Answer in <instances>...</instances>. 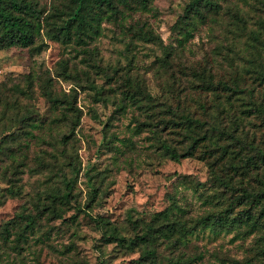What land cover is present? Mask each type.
<instances>
[{"label": "rangeland", "instance_id": "374dc122", "mask_svg": "<svg viewBox=\"0 0 264 264\" xmlns=\"http://www.w3.org/2000/svg\"><path fill=\"white\" fill-rule=\"evenodd\" d=\"M33 1L43 10L42 18L52 12L53 4L59 5L58 0ZM188 1L152 0L149 10L126 18L125 24L133 23L143 32L153 31L161 38V45L131 38L115 23L101 24L85 47L98 68L85 65L84 53L75 44L48 39L44 24L39 33L44 43L40 53L30 54L18 46L0 50V102L9 103L8 109L0 106V131L8 129L9 118L23 113L25 107L39 120L56 121L50 128L24 136L22 141L27 146L14 145V157H0V231L22 208L32 209L33 201H48L50 192L63 188V177L74 181L70 201L80 205L88 201L90 190L96 187L98 195L91 213L116 223H121L130 209L150 214L167 208L171 201H176L178 214L185 213L186 218L210 211L211 205L204 201L212 188L206 162L197 157L173 160L163 155L151 128L140 130L136 126L145 119L138 110L127 107L125 112H116L117 97L107 90L110 87L117 93L118 83L105 82L107 75L119 81L118 77L131 68L133 77L156 91L160 80L170 83L173 73L181 75V71H189V66H205L216 81L230 80L234 73L237 76L245 71L242 86L253 89L264 106V84L254 80L264 63L261 0H224L216 22H198L185 37L172 32L171 27ZM165 53L169 61L163 66ZM246 58L255 61H250L247 70ZM62 63L67 73L62 72ZM100 86L107 96L102 102L94 92ZM16 87L29 89V94H17ZM48 88L60 98L76 97L81 114L73 132L69 122L63 121L64 107L54 109L44 95ZM15 97L20 103L17 107ZM238 104L234 102V115L242 117L245 114L239 113ZM257 115L245 118L241 128L248 139L254 138L255 146L263 148L264 116ZM63 134L69 137L64 145ZM158 134L165 138L162 132ZM262 170L257 177L261 178ZM8 187L16 194H8ZM74 213L75 209H69L62 219L43 218L26 241L16 242L14 232L6 244L0 237V264H65L72 260L97 264L102 258L103 264H134L137 253L124 255L114 245L102 247L94 224L82 214L70 220ZM263 243L264 231L245 235L244 227L217 232L205 229L191 237L190 248L205 251L201 264H228L230 259L252 255ZM15 244L18 247L14 249Z\"/></svg>", "mask_w": 264, "mask_h": 264}, {"label": "trees", "instance_id": "16d2710c", "mask_svg": "<svg viewBox=\"0 0 264 264\" xmlns=\"http://www.w3.org/2000/svg\"><path fill=\"white\" fill-rule=\"evenodd\" d=\"M222 1L189 0L173 23L172 32L186 37L198 22H216ZM57 2L59 5L53 4L52 12L42 18L43 10L33 0H0V50L18 46L30 54L40 53L44 47L39 36L42 24L46 26L44 33L48 39L80 47L85 56V65L90 68L99 66L95 64L91 51L85 47L104 22L115 23L121 30L125 28L131 38L162 44L161 38L153 31L143 32L133 23L125 24L126 18L133 17L135 12L149 10L152 0ZM261 3L264 5V0ZM261 29L264 30V26ZM164 56L161 61L163 66L169 61L166 53ZM245 61L248 62L246 70L250 61L255 62L251 58ZM61 67L62 72L67 73L65 63ZM130 70L119 76V81L113 75L106 76V84L114 80L119 86L117 93L110 87L107 90L117 97L116 112H125L127 107L138 110L145 119L136 126L140 130L143 127L151 128L157 147L170 159L197 157L206 162L209 187L212 188L204 195V201L211 205L210 211L200 217L186 218L185 213L178 214L180 207L176 201H171L167 208L150 214L130 209L124 220L116 223L100 214L91 213L98 195L96 187L90 190L88 201L80 205L70 201L74 181L63 177V188L50 192L46 196L48 201H33L32 209L22 208L2 226L0 237L5 244L11 232H14L16 242L26 241L43 218L62 219L69 209L76 210L68 217L70 220L75 221L82 214L94 224L100 233L102 247L114 245L124 255L137 253L134 264H201L205 251L190 248L191 237L195 233L205 229L217 232L240 227H244L245 235L264 231V173L261 178L257 177L264 167V147L255 146L254 138L248 139L241 128L242 121L250 114L264 116V106L253 89L251 91L246 85L242 86L245 71L237 76L234 73L230 80L216 81L205 66H189V71H181V75L173 73L170 83L160 80L156 84V91H153V87L133 77ZM254 80L264 84V63ZM182 84L183 87H180ZM15 90L23 97L29 94V89L16 87ZM94 92L98 101L107 100L103 86L95 87ZM191 94L195 99L190 98ZM44 95L54 109L64 107L63 121L69 122V130L73 132L81 114L76 107V97L60 98L49 88ZM18 100L15 97L14 107L20 105L16 103ZM235 101L239 102V113L244 116L234 115ZM2 102L0 106L8 109V101ZM9 122L10 127L0 131V157H14V145L18 148L27 146L22 141L24 136L29 137L36 129L50 128L56 121L39 120L31 115L30 108L25 107L23 113H16L14 118H9ZM160 132L165 138L159 136ZM67 136L63 134L61 137L63 145L69 141ZM63 157L66 158L65 155ZM6 191L10 195L16 194L11 187ZM17 247L15 244L14 249ZM103 261L102 258L97 264H103ZM65 264L81 262L72 260ZM228 264H264V243L255 248L252 255L242 260L230 259Z\"/></svg>", "mask_w": 264, "mask_h": 264}]
</instances>
